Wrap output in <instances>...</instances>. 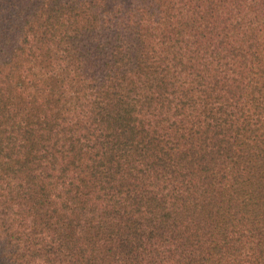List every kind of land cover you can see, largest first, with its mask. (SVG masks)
Here are the masks:
<instances>
[{"label":"trees","instance_id":"obj_1","mask_svg":"<svg viewBox=\"0 0 264 264\" xmlns=\"http://www.w3.org/2000/svg\"><path fill=\"white\" fill-rule=\"evenodd\" d=\"M0 264H264V0H0Z\"/></svg>","mask_w":264,"mask_h":264}]
</instances>
